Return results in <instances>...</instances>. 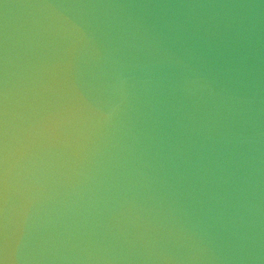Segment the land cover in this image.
Wrapping results in <instances>:
<instances>
[{"label":"water","instance_id":"obj_1","mask_svg":"<svg viewBox=\"0 0 264 264\" xmlns=\"http://www.w3.org/2000/svg\"><path fill=\"white\" fill-rule=\"evenodd\" d=\"M0 264H264V0H0Z\"/></svg>","mask_w":264,"mask_h":264}]
</instances>
